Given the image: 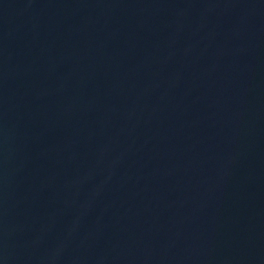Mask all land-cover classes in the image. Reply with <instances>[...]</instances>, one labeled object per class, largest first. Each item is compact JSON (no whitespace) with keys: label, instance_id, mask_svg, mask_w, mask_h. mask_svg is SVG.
<instances>
[{"label":"water","instance_id":"water-1","mask_svg":"<svg viewBox=\"0 0 264 264\" xmlns=\"http://www.w3.org/2000/svg\"><path fill=\"white\" fill-rule=\"evenodd\" d=\"M0 264H264V0H0Z\"/></svg>","mask_w":264,"mask_h":264}]
</instances>
